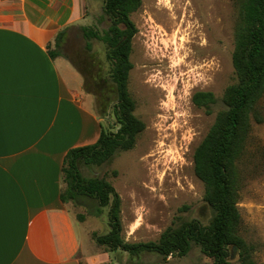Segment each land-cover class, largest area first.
I'll use <instances>...</instances> for the list:
<instances>
[{
  "label": "rangeland",
  "instance_id": "1",
  "mask_svg": "<svg viewBox=\"0 0 264 264\" xmlns=\"http://www.w3.org/2000/svg\"><path fill=\"white\" fill-rule=\"evenodd\" d=\"M103 1L87 0L84 23L67 28L58 51L59 57L71 60L81 71L84 92L92 99L104 131L115 133V96L107 95L113 87L106 46L96 39L86 40L81 30L87 27L101 35L107 30L109 18ZM236 15L231 0H141L140 7L131 14L136 33L131 44L128 90L135 103L133 114L144 124V130L131 150L117 151L100 166L80 167L84 177L105 179L119 195L121 235L125 241L157 242L169 227L174 229L190 220L206 225L211 217L203 198L204 186L194 174L193 154L217 113L224 109L226 88L236 82L231 63ZM86 42L91 45L89 51ZM175 47L182 65L177 68L172 63ZM68 69L76 77L74 84L80 82L81 77ZM200 91L210 92L215 98L209 112L192 103V96ZM102 98L110 100L105 116L98 112ZM86 103L91 107L88 100ZM257 111L261 121L252 119L238 163L241 184L236 206L241 216L240 235L254 246L255 264H264V97ZM94 205L89 199L68 203L70 211L85 217L83 225L77 219L73 221L82 247L87 244L91 252L107 253L108 264L162 261V256L153 252L130 256L120 250L106 252L105 247L98 246L94 236L107 233L109 227L107 209L94 216ZM230 252L233 261L236 251L232 248ZM167 261L213 262L194 243L186 256L169 257Z\"/></svg>",
  "mask_w": 264,
  "mask_h": 264
},
{
  "label": "crops",
  "instance_id": "2",
  "mask_svg": "<svg viewBox=\"0 0 264 264\" xmlns=\"http://www.w3.org/2000/svg\"><path fill=\"white\" fill-rule=\"evenodd\" d=\"M86 3L0 0V264H108L81 246L78 214L60 200L65 155L103 126L81 74L50 56L60 31L84 23Z\"/></svg>",
  "mask_w": 264,
  "mask_h": 264
},
{
  "label": "trees",
  "instance_id": "3",
  "mask_svg": "<svg viewBox=\"0 0 264 264\" xmlns=\"http://www.w3.org/2000/svg\"><path fill=\"white\" fill-rule=\"evenodd\" d=\"M236 9L233 30L234 49L231 63L236 82L228 86L222 97L224 109L217 113L206 136L193 154V170L204 186V201L211 211L206 225L198 220L182 222L177 228H167L157 242L125 241L121 235L120 197L113 186L103 178H87L80 172L82 165L100 166L111 160L117 151L131 150L144 124L133 114L135 103L129 94L128 80L132 69L130 54L136 33L131 14L141 5V0H104L103 10L109 18V27L99 34L82 27L86 40L96 39L106 46L111 89L108 96H115L112 112L118 129L107 133L101 129L95 144L71 149L64 157L61 168L65 184L60 194L62 203L77 204L80 199L93 200V215L100 216L107 209L109 230L94 236L95 243L106 252L122 251L130 256L157 253L168 264V258L187 255L191 244L212 259V264H255L254 246L247 244L240 235L241 216L237 208L241 184L238 163L241 159L254 119L260 122L257 105L264 97V0H231ZM67 31H60L50 51L52 58L59 56L61 40ZM86 50L91 49L86 42ZM71 65L82 75L75 64ZM105 95V94H104ZM192 103L209 108L215 103L212 93L200 91L192 96ZM99 115L105 116L110 100L102 98ZM78 214L77 221L83 222ZM236 259H231V249Z\"/></svg>",
  "mask_w": 264,
  "mask_h": 264
},
{
  "label": "bare ground",
  "instance_id": "4",
  "mask_svg": "<svg viewBox=\"0 0 264 264\" xmlns=\"http://www.w3.org/2000/svg\"><path fill=\"white\" fill-rule=\"evenodd\" d=\"M174 36V35H173ZM173 41V40H172ZM172 63L174 65L175 68L179 67L181 62H180V59H179V49L178 48H174V51H173V55H172ZM182 66V65H181ZM180 66V67H181Z\"/></svg>",
  "mask_w": 264,
  "mask_h": 264
}]
</instances>
